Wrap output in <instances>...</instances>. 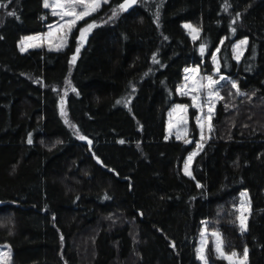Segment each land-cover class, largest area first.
Listing matches in <instances>:
<instances>
[{"label":"trees","instance_id":"1","mask_svg":"<svg viewBox=\"0 0 264 264\" xmlns=\"http://www.w3.org/2000/svg\"><path fill=\"white\" fill-rule=\"evenodd\" d=\"M124 3L107 0L81 20L95 25L85 43L75 30L60 49L22 51L19 40L52 16L44 0H0L8 264H199L203 222L226 251L247 249V264H264V0H135L113 17ZM214 54L227 80L188 176L182 164L198 130L192 124L186 143L166 136L165 121L184 100L185 69L211 73ZM241 190L250 201L244 231L232 209ZM208 259L229 264L211 248Z\"/></svg>","mask_w":264,"mask_h":264},{"label":"rangeland","instance_id":"2","mask_svg":"<svg viewBox=\"0 0 264 264\" xmlns=\"http://www.w3.org/2000/svg\"><path fill=\"white\" fill-rule=\"evenodd\" d=\"M63 2V0H62ZM103 0H101L100 5L102 4ZM49 4H54L55 0H48ZM45 4V0H44ZM48 13L52 16V20L48 23L46 29L42 32H37L29 35L23 36L19 40V47L20 49H24L26 51L32 47H44L48 49H60L64 47L70 35L73 31L76 30L75 37L77 38V42L83 43L86 36L90 33L89 30L85 33L84 38H81V29H87V26L91 23H88L83 26H78L81 22L79 20L76 25L71 29V31H67L66 28H61L60 25L64 23L65 20L71 19L72 17H64L61 19L60 15H55L54 12H60V8H52L46 7ZM70 10V9H69ZM77 12L82 11V7H77ZM185 25H191V28L185 27ZM183 27L185 28L186 32L189 34L191 39H196L199 35V29L192 25L191 23L185 22L183 23ZM192 29H196L197 31L193 32ZM244 41V40H242ZM245 44H241V41L237 42L234 47L235 56H239L242 54L244 50ZM217 57L216 54L212 56V63L213 69L211 73H205L204 70L201 68L202 65H191L188 66L184 71V76L179 84L178 91L182 95L183 99L180 102L174 104L168 111L166 121H165V134L167 137H176L179 139L184 140L185 142H191V130L192 124L198 130V140L195 143V146L187 153L183 164H182V172L186 174L185 166L187 164V170L191 173V164L193 161L194 156L201 150L203 143L207 140L210 135V130L212 126V117L214 115V110L218 100L220 99V85L227 80L223 77L217 70L216 65ZM187 70V71H186ZM212 77V80L219 81L218 84L208 87L210 81L207 79L208 77ZM209 93H218V97L213 95L209 96ZM195 97V100L193 99ZM60 108L62 110L63 117L66 119V114L64 112V102L61 100ZM209 108L212 109L211 114L209 115ZM199 145V147H198ZM195 153V155H193ZM192 157L191 161L189 162V157ZM243 194V195H242ZM232 209L234 211L235 217L239 226L241 227V222L239 217L243 216L245 218L244 224L245 229L247 227V220L250 213V201L246 190H241L235 199L234 204H232ZM213 233H219L217 229L211 228L209 223L203 222L198 238H197V245H196V258L199 264H204V261L199 258L198 250L202 247L204 249V255L207 259V264H210L208 259V250L211 248L215 255L219 258H223L229 264H240V260L243 259L244 254H237L235 257L232 256V253L226 251L224 244H222V251L223 255L216 251V237ZM220 239L222 237L219 233ZM223 242V240H222ZM8 253V256H3L2 254ZM11 251L9 247L4 244L0 245V264H8L10 260ZM247 264V258H246Z\"/></svg>","mask_w":264,"mask_h":264},{"label":"snow or ice","instance_id":"3","mask_svg":"<svg viewBox=\"0 0 264 264\" xmlns=\"http://www.w3.org/2000/svg\"><path fill=\"white\" fill-rule=\"evenodd\" d=\"M103 2H107V0H103ZM100 3L101 0H55L54 4H49L48 0H45V7H52V8H60L61 11L60 12H54L55 15H60L61 19H63L64 17H72L71 19L65 20L64 23L62 25H60V27L66 28L67 31H71V29L76 25V23L79 20L84 19L86 16L91 15L93 12H95L99 7H100ZM135 3V0H125L124 4H121L119 6L118 10H113L112 12V16L115 17L116 15H118V11H123L126 9L127 6H129L130 4ZM77 7H82V11L77 12L76 9ZM70 9V10H69ZM12 15H14V13H10ZM95 27L94 24H89L87 26V29H81V38H84V35L87 31L91 30V28ZM185 27L191 28V25H185ZM193 32L197 31L196 29H192ZM247 41H241V44H246ZM22 51L24 50L23 48L21 49ZM203 51V49H202ZM79 52V48L77 49V53ZM237 59H239V56H237ZM75 62V56L73 57V63ZM187 71V70H186ZM210 81V84L208 85V87H212L216 84L219 83V81H215L212 80V77H208L207 78ZM221 79H224V77H221ZM232 86L234 88L237 87L235 82H232ZM73 91H75V89H73ZM217 96L218 97V93H209V96ZM193 99L195 100V97H193ZM222 99V98H221ZM212 109L209 108V115L211 114ZM81 139H85L84 137H80ZM179 138V137H178ZM29 143H31V139H29L28 141ZM121 143H123V141H121ZM187 143V141H186ZM199 147V145H198ZM193 155H195V153H193ZM192 157H189V162L191 161ZM188 166L186 164L185 166V171L186 174L191 175V173L187 170ZM243 195V194H242ZM240 222H241V231L245 230V224H244V220L245 218L243 216L239 217ZM213 235L216 237V251L218 253H220L221 255H223V251H222V240L220 239L219 233H213ZM3 256H8V253H4L2 254ZM198 255L199 258L201 260L204 261V264H207V259L206 256L204 255V249L203 247L198 250ZM237 254L236 253H232V256L235 257ZM246 258H247V249L244 250V257L243 259L240 260V264H246Z\"/></svg>","mask_w":264,"mask_h":264},{"label":"water","instance_id":"4","mask_svg":"<svg viewBox=\"0 0 264 264\" xmlns=\"http://www.w3.org/2000/svg\"><path fill=\"white\" fill-rule=\"evenodd\" d=\"M126 9H127V7H126ZM83 43H85V40L83 41ZM98 162H100L99 160H97Z\"/></svg>","mask_w":264,"mask_h":264}]
</instances>
